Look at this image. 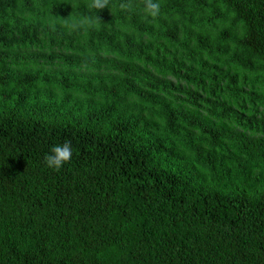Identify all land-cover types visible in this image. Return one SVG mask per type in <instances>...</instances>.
<instances>
[{
	"label": "trees",
	"instance_id": "16d2710c",
	"mask_svg": "<svg viewBox=\"0 0 264 264\" xmlns=\"http://www.w3.org/2000/svg\"><path fill=\"white\" fill-rule=\"evenodd\" d=\"M153 2L0 0V264H264V0Z\"/></svg>",
	"mask_w": 264,
	"mask_h": 264
},
{
	"label": "clouds",
	"instance_id": "9594fccd",
	"mask_svg": "<svg viewBox=\"0 0 264 264\" xmlns=\"http://www.w3.org/2000/svg\"><path fill=\"white\" fill-rule=\"evenodd\" d=\"M108 6V0H92L91 7L103 9ZM119 8L122 11H132L133 6L129 3H120ZM141 11L146 17H157L160 13V4L153 0H142ZM72 157V147L70 142L65 141L63 144H57L50 150V154L45 155L44 162L47 167L59 170L64 163Z\"/></svg>",
	"mask_w": 264,
	"mask_h": 264
}]
</instances>
